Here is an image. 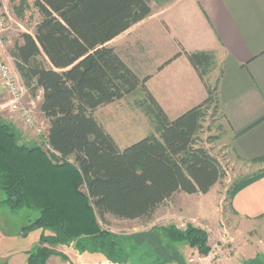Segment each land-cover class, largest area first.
Returning a JSON list of instances; mask_svg holds the SVG:
<instances>
[{"label": "trees", "instance_id": "1", "mask_svg": "<svg viewBox=\"0 0 264 264\" xmlns=\"http://www.w3.org/2000/svg\"><path fill=\"white\" fill-rule=\"evenodd\" d=\"M150 1L34 0L31 5L9 0L17 20L31 8L39 14L33 34H20L8 54L28 94L42 92L39 111L48 122L45 141L53 151L23 143L0 118V191L5 195L0 208L38 211L21 234L44 232L26 264H47L57 255L49 246L72 242L91 254L118 257L120 238L101 226L107 215L149 222L174 195H206L226 176L205 147L214 139L201 137L207 118L222 117L215 55L181 50L206 98L169 120L146 88L148 78L141 80L108 45L151 15ZM136 91L143 93L136 103L152 132L121 150L94 112ZM263 177L264 169L237 180L227 191L228 200ZM153 232L166 237L162 247L167 253L177 256V243L200 255L209 251L208 234L191 224Z\"/></svg>", "mask_w": 264, "mask_h": 264}, {"label": "crops", "instance_id": "2", "mask_svg": "<svg viewBox=\"0 0 264 264\" xmlns=\"http://www.w3.org/2000/svg\"><path fill=\"white\" fill-rule=\"evenodd\" d=\"M0 1V9L6 14L5 1L10 4L9 0ZM150 6L149 17L131 26L108 45L141 80L148 78L145 86L169 120L206 98L203 84L181 50L188 53L212 52L221 71L218 96L227 129L223 142L229 158L243 168L263 167L264 0H151ZM8 17L9 20H16L12 13ZM0 53L5 60L11 59L6 51ZM177 54L180 55L173 59ZM0 96L5 95L0 92ZM125 97L94 112L107 133L97 113ZM41 98L42 92L39 91L35 97L27 94L25 102L34 109L36 117H40L46 135L48 122L39 111ZM3 107L0 103V109ZM1 119L13 125L7 118ZM21 123L19 120L16 122V131L21 130L17 127ZM20 127L28 138L24 140L20 133L22 142L37 145L39 139L22 125ZM199 195L176 194V201L178 199L180 203L176 205L175 201L166 205L175 206L191 216L193 212H189L184 202ZM195 211L196 214H207L204 209ZM225 216L232 224L233 232L238 233L246 224L254 228L252 233L264 232V177L238 191L229 201ZM246 244V247L242 246L243 252L249 253L252 244ZM242 247L238 246V249ZM175 248L177 256L169 252L164 262L159 261V264H188L187 259L193 250L187 246ZM182 252L185 254L183 257L179 254ZM233 257L221 264H240Z\"/></svg>", "mask_w": 264, "mask_h": 264}, {"label": "rangeland", "instance_id": "3", "mask_svg": "<svg viewBox=\"0 0 264 264\" xmlns=\"http://www.w3.org/2000/svg\"><path fill=\"white\" fill-rule=\"evenodd\" d=\"M28 1L32 5L34 0ZM1 5L0 1V7ZM5 6V12L10 16L12 13V11L10 12L11 5L5 1ZM7 13L5 14L4 10L0 9V15L2 14L7 19L9 26V29L0 36L2 43L0 51L8 53L13 43L19 40L20 34H33L34 26L39 20V14L34 8H31L23 20H9ZM217 76L218 71L210 76V82L214 83ZM141 100H143V93L136 91L126 96L119 103L101 109L97 113L98 119L103 123L108 134L123 149L138 142L152 132L148 117L136 103ZM7 101L8 98L6 96H0V103L4 106L3 109H0V118H7L8 121L13 122L11 126L19 139L24 141L27 136L22 133V128L20 127L21 125L24 127V125L22 123L21 125L18 124L20 126L17 125V127L21 130L18 129L16 131L14 126H16L18 120L10 113ZM37 119L40 122V117ZM219 127L220 130L218 129ZM20 133H22L21 135L22 138L24 137V140L21 139ZM226 135L227 129L221 115L218 114L212 118H207L201 137L203 140L207 137L214 139L211 143H206L205 147L219 161L225 170L226 176L213 187L209 195H199L192 197V199H187V201L185 200L184 204L190 209L189 212L192 211L195 215L191 212L192 215L189 216L184 212L182 213L175 206L170 207L166 204L162 207L160 213L149 222L119 220L107 215L101 226L105 231L120 238L122 251L118 257L108 259V257L101 253L91 254L85 249L79 250L76 248V243L72 242L67 246H49L57 255L50 257L47 264H154V262H159L164 257L167 258V250H164L162 247L167 242V239L160 232L151 233L153 228L154 230H159V228L170 226L178 227L181 222L186 227L187 224H190L188 220H194L196 224L210 230L214 235L213 238L216 240L223 238L222 227L219 224L220 221L226 226L229 236L228 240L231 241L226 249L230 250V256H223L221 261L215 264H221L225 260L231 259L233 255L234 260L240 264H264V232L252 233L251 231L254 228H249L251 225L247 224L238 233L233 232L232 224L225 216L229 207L227 191L231 185L245 176H250L262 170L260 168L264 169V166L259 165L255 169L253 167L243 168V166H239L236 162L233 163L231 158H229L227 146L223 142ZM4 199L5 195L0 191V202ZM175 201L176 198L173 196L169 202L173 204ZM175 203L177 205L180 203V200L177 199ZM195 209L199 212L204 209L207 214H209V211L213 215L196 214ZM38 215V211L34 210L0 208V264H26L28 254L34 252L39 246V238L44 232L40 229H35L22 235L21 231L24 227L29 226ZM203 228L199 229L205 231ZM246 243L252 244L250 249L252 253H248V251L243 252L242 246L245 245L246 247ZM173 246L183 247L184 245L177 243ZM238 246L242 247V249H238ZM179 254L181 257L185 256L184 252Z\"/></svg>", "mask_w": 264, "mask_h": 264}, {"label": "built area", "instance_id": "4", "mask_svg": "<svg viewBox=\"0 0 264 264\" xmlns=\"http://www.w3.org/2000/svg\"><path fill=\"white\" fill-rule=\"evenodd\" d=\"M7 19L0 15V36L7 31L8 28ZM1 43V41H0ZM1 47V45H0ZM0 92H2L7 98V105L9 111L16 119L22 122L24 127L32 132L38 139V144H41L44 150L53 153L49 145L45 141V134L42 124L38 121L34 109L31 105L25 102V98L28 91L15 70L12 59L5 60L0 53ZM180 220V219H179ZM192 226L197 228H203L199 224H196L194 220H188ZM222 227L223 238L220 240L214 239V235L210 230L203 228L208 234L209 251L205 255H200L196 250H193L190 257L187 259L188 264H215L221 261L222 257L230 256L229 251L226 248L231 243L228 240L227 228L223 222L220 221ZM185 224L181 222L178 226L180 229H184Z\"/></svg>", "mask_w": 264, "mask_h": 264}]
</instances>
